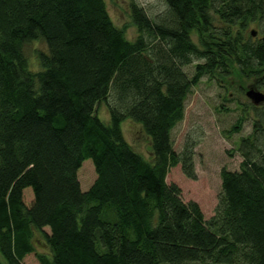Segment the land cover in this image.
Instances as JSON below:
<instances>
[{"label": "trees", "instance_id": "16d2710c", "mask_svg": "<svg viewBox=\"0 0 264 264\" xmlns=\"http://www.w3.org/2000/svg\"><path fill=\"white\" fill-rule=\"evenodd\" d=\"M163 2L157 19L129 2L128 41L104 0H0V264H23L33 230L49 249L39 264H264V103L250 107L238 170L220 172L212 216L165 180L177 164L195 177L191 144L176 153L170 132L202 75L233 64L264 90V42L245 36L264 22V0ZM31 39L47 47L35 74L21 52ZM125 119L148 137L150 159L124 140ZM85 159L95 179L83 191Z\"/></svg>", "mask_w": 264, "mask_h": 264}, {"label": "rangeland", "instance_id": "374dc122", "mask_svg": "<svg viewBox=\"0 0 264 264\" xmlns=\"http://www.w3.org/2000/svg\"><path fill=\"white\" fill-rule=\"evenodd\" d=\"M130 1L140 5L147 16L153 19H157V16L163 13L166 5L163 0H104L113 26L121 30L126 40L133 41L137 30L129 14ZM251 30L257 32V38L254 37V40L260 39L264 35V22L255 21L248 24L245 36ZM188 35L191 42L199 47L196 33L190 31ZM21 52L28 71L33 74L41 71L39 55L47 53L43 40L31 39L24 42L21 45ZM195 62L201 60L183 68L187 76L192 74ZM228 68L226 76L218 75L216 71L212 77L210 75L200 77L185 99L181 120L170 132L172 149L176 153L191 144L195 177L193 179L186 177L177 164L167 170L165 180L179 187L183 202H195L204 219L212 216L217 205L221 170H238L241 161L237 151L239 139L251 132L254 115L250 108L252 103L245 96V91L253 88L264 94V90L256 86L254 77H243L233 64ZM263 103L264 100L259 105ZM95 114L103 122L107 121L108 113L103 102L95 106ZM120 128L127 144L144 159H150V142L141 126L131 119H125L120 123ZM94 179L95 172L91 160H83L77 169L80 189L86 190ZM43 230L48 232L46 227ZM31 244L33 250L23 258V264H39L37 254L49 255V249L40 231H32Z\"/></svg>", "mask_w": 264, "mask_h": 264}, {"label": "water", "instance_id": "95a60500", "mask_svg": "<svg viewBox=\"0 0 264 264\" xmlns=\"http://www.w3.org/2000/svg\"><path fill=\"white\" fill-rule=\"evenodd\" d=\"M251 36L255 35L253 30L250 31ZM261 40L264 42V35L262 36ZM245 96L251 101L252 104L257 105L264 100V94L258 90L253 88H249L245 91Z\"/></svg>", "mask_w": 264, "mask_h": 264}, {"label": "flooded vegetation", "instance_id": "af4514ba", "mask_svg": "<svg viewBox=\"0 0 264 264\" xmlns=\"http://www.w3.org/2000/svg\"><path fill=\"white\" fill-rule=\"evenodd\" d=\"M254 37H256V38H257V33H256V35H255Z\"/></svg>", "mask_w": 264, "mask_h": 264}]
</instances>
